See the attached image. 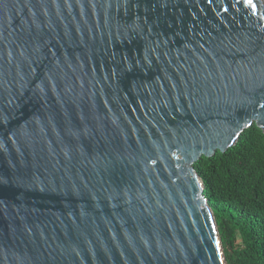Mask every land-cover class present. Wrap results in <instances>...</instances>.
I'll return each mask as SVG.
<instances>
[{
	"label": "water",
	"instance_id": "95a60500",
	"mask_svg": "<svg viewBox=\"0 0 264 264\" xmlns=\"http://www.w3.org/2000/svg\"><path fill=\"white\" fill-rule=\"evenodd\" d=\"M253 124L257 0H0V264H227L195 164Z\"/></svg>",
	"mask_w": 264,
	"mask_h": 264
},
{
	"label": "trees",
	"instance_id": "16d2710c",
	"mask_svg": "<svg viewBox=\"0 0 264 264\" xmlns=\"http://www.w3.org/2000/svg\"><path fill=\"white\" fill-rule=\"evenodd\" d=\"M195 169L227 264H264V132L253 124L234 146L201 158Z\"/></svg>",
	"mask_w": 264,
	"mask_h": 264
},
{
	"label": "bare ground",
	"instance_id": "6f19581e",
	"mask_svg": "<svg viewBox=\"0 0 264 264\" xmlns=\"http://www.w3.org/2000/svg\"><path fill=\"white\" fill-rule=\"evenodd\" d=\"M259 5L261 6V8L263 9L264 11V0H257Z\"/></svg>",
	"mask_w": 264,
	"mask_h": 264
},
{
	"label": "rangeland",
	"instance_id": "374dc122",
	"mask_svg": "<svg viewBox=\"0 0 264 264\" xmlns=\"http://www.w3.org/2000/svg\"><path fill=\"white\" fill-rule=\"evenodd\" d=\"M238 243H239V244L241 243V239H240V238H238Z\"/></svg>",
	"mask_w": 264,
	"mask_h": 264
}]
</instances>
